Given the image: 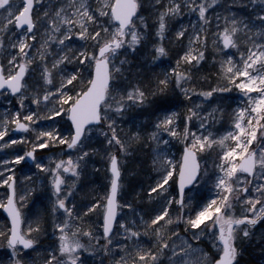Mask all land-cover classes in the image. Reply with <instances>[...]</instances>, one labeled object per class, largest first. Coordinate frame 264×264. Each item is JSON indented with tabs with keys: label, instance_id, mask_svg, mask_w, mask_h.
Listing matches in <instances>:
<instances>
[{
	"label": "snow or ice",
	"instance_id": "snow-or-ice-1",
	"mask_svg": "<svg viewBox=\"0 0 264 264\" xmlns=\"http://www.w3.org/2000/svg\"><path fill=\"white\" fill-rule=\"evenodd\" d=\"M0 101V264H264V0H0Z\"/></svg>",
	"mask_w": 264,
	"mask_h": 264
},
{
	"label": "rangeland",
	"instance_id": "rangeland-1",
	"mask_svg": "<svg viewBox=\"0 0 264 264\" xmlns=\"http://www.w3.org/2000/svg\"><path fill=\"white\" fill-rule=\"evenodd\" d=\"M184 22H187V18L185 19ZM5 106H6L5 103L3 101H0V111H2ZM29 206H31V205H29ZM0 220H3V216H2L1 210H0ZM1 254H2V259L3 260H6V257L4 255V249L3 248H0V255ZM252 255L254 256V259H255L254 262H257L256 264H258V262H261L262 261V258L258 254V250L253 251L252 252ZM2 259L0 258V260H2ZM252 264H253V261H252Z\"/></svg>",
	"mask_w": 264,
	"mask_h": 264
},
{
	"label": "trees",
	"instance_id": "trees-1",
	"mask_svg": "<svg viewBox=\"0 0 264 264\" xmlns=\"http://www.w3.org/2000/svg\"><path fill=\"white\" fill-rule=\"evenodd\" d=\"M0 258L2 259V254L0 255ZM3 260V259H2ZM254 256L252 255V253L249 255V254H246L245 255V261H246V264H252V261H253V264L257 263V262H254Z\"/></svg>",
	"mask_w": 264,
	"mask_h": 264
},
{
	"label": "water",
	"instance_id": "water-1",
	"mask_svg": "<svg viewBox=\"0 0 264 264\" xmlns=\"http://www.w3.org/2000/svg\"><path fill=\"white\" fill-rule=\"evenodd\" d=\"M4 214V213H3Z\"/></svg>",
	"mask_w": 264,
	"mask_h": 264
}]
</instances>
